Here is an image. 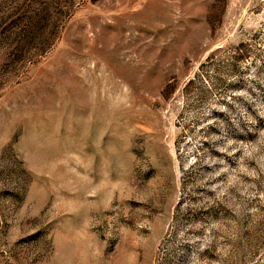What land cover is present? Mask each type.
<instances>
[{"label":"rangeland","instance_id":"374dc122","mask_svg":"<svg viewBox=\"0 0 264 264\" xmlns=\"http://www.w3.org/2000/svg\"><path fill=\"white\" fill-rule=\"evenodd\" d=\"M0 264H264V0H0Z\"/></svg>","mask_w":264,"mask_h":264}]
</instances>
